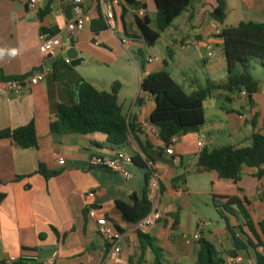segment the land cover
I'll use <instances>...</instances> for the list:
<instances>
[{
  "label": "crops",
  "instance_id": "1",
  "mask_svg": "<svg viewBox=\"0 0 264 264\" xmlns=\"http://www.w3.org/2000/svg\"><path fill=\"white\" fill-rule=\"evenodd\" d=\"M30 1L0 0V78L39 76L37 84L26 81L21 91L10 93L5 91L0 80V131L17 129L34 121L38 137L36 150H24L10 141H0V262L7 257L35 254L39 260L30 264H154L150 250L144 253L139 250L135 224L125 223L116 207L117 202L132 204L133 198H140L146 175H149L152 211L160 212L162 219L146 234L155 239L167 263L196 264L200 246L199 241H192V237L197 233L199 223L205 221H201L191 200L190 212L185 203L184 197L192 193L187 167L193 166L192 173L203 177L199 178L202 186L197 187L195 193L211 200L209 176L194 172L196 155L203 149L211 151L222 146L249 147L253 134L264 135V78L259 79L260 92L251 97L238 92L212 93L208 99H215L209 103L214 118L209 120L204 108V126L198 133L176 138L175 155L168 156L158 130L149 121L155 108L154 100L140 90L144 77L167 71L168 64L165 67V60L159 63L158 59L145 56L144 48L148 47L142 41L132 39L138 34L137 18L132 10L141 9V6L133 7L119 0L115 9L116 33L107 30L95 36L90 23L98 17V11L94 1L86 0V28L71 38V47L82 61L72 68L66 63L67 50L54 57L43 56L38 50L42 28L58 29L65 38L68 20L61 5L68 2L56 0L50 14L40 20L39 13L49 0H35V10L29 8ZM134 1L145 5L148 18L151 9L156 14L154 0ZM226 1L227 11L232 12L237 24L241 21L264 23V0ZM188 10L187 17L182 20L185 25H190L195 18V11ZM208 12L201 0V11L197 13L200 22ZM182 15L168 29L173 27L179 32L177 21ZM217 25L211 20L210 27L216 29ZM175 34L184 49L188 37L181 32ZM195 40L202 45L203 32L196 35ZM218 40L225 63L222 40ZM80 80L107 93L111 92L114 83L121 85L118 102L122 113L139 130L136 138L130 134L125 145L112 148L107 144L106 136L99 133L77 136L50 132L49 124L56 119L58 106L71 105V93ZM183 82L189 86V94L198 87L191 77H184ZM116 151L148 161L147 169L139 168L134 174L130 167L133 177L126 181L118 174L92 167L94 157L112 156ZM60 158L65 160V166L58 165ZM40 164L59 174L43 178L37 173ZM149 167L158 176L156 189L151 188ZM256 172L244 168L238 183L241 197L250 202L249 211L255 223L264 219V205L260 201L264 178H256ZM181 184H185V188ZM91 210L95 211V218L89 216ZM177 212L179 223L174 226L175 219L171 215ZM226 216L231 226H239L236 218ZM101 218H106L108 228L121 237L122 252L117 260L109 258L111 246L96 232V221ZM200 234L201 239L213 244L220 253L233 250L225 224L223 227L217 224L211 230L207 223ZM237 255L242 258L240 264H256L251 249Z\"/></svg>",
  "mask_w": 264,
  "mask_h": 264
},
{
  "label": "trees",
  "instance_id": "2",
  "mask_svg": "<svg viewBox=\"0 0 264 264\" xmlns=\"http://www.w3.org/2000/svg\"><path fill=\"white\" fill-rule=\"evenodd\" d=\"M56 0H49L48 5L39 13L40 20L50 14L51 5ZM68 3L73 0H64ZM95 1V0H92ZM133 7L140 5L134 0H124ZM194 0H154L156 8L157 30L150 27V19L146 16L137 19L138 34L132 39L142 41L148 48L156 45L162 32L192 6ZM203 6L209 9L207 15L218 25H224L227 19L226 0H203ZM90 30L98 36L107 31V27L98 13V17L91 21ZM41 32L57 34L58 29ZM222 40V52L226 64V80L218 83L206 80L204 86H198L190 95L176 83L166 70L152 73L143 78L140 83L142 93L149 94L155 104L149 121L158 130L164 148H168L173 138L191 133H198L205 123L204 102L212 93L220 91L233 93L246 92L248 97L261 90V83L251 72L255 67L264 71V23L241 21L235 27L224 28L216 36ZM172 56V53H168ZM144 59V55H142ZM167 67V63H165ZM31 74L0 78L7 80L25 81ZM55 75L57 73L55 70ZM196 84V82H195ZM121 85L114 83L111 92H101L84 80L77 83L72 91L71 105H59L55 120L49 124L50 132L59 135L87 136L102 134L106 136L107 144L112 148L125 145L130 134L138 133V129L129 122L122 113L118 102ZM77 99V100H76ZM10 141L24 150L38 148V137L34 121L17 129L0 131V141ZM251 146L237 148L222 146L211 151L203 149L196 155L194 172L209 176L210 197L217 215L224 221L226 232L233 242V250L225 254L220 253L210 242L200 239V250L196 264H225L227 257H235L237 253L251 249L255 255L256 264H264V219L255 223L249 211L250 202L241 197L242 190L238 187L243 169L257 170L254 176L264 178V135L259 133L250 137ZM148 161L133 158V165L147 169ZM37 173L45 179L55 177L59 172H51L45 166L39 165ZM149 175H146V185L140 198H133L132 204L117 202L116 207L122 220L127 224H137L152 212L153 204L149 199ZM264 205V185L260 195ZM236 218L240 224L231 226L229 218ZM174 226L179 223V212L172 214ZM139 250L144 253L150 250L154 255V264H166L162 249L156 246L154 238L146 233L138 234ZM225 255V256H224Z\"/></svg>",
  "mask_w": 264,
  "mask_h": 264
},
{
  "label": "rangeland",
  "instance_id": "3",
  "mask_svg": "<svg viewBox=\"0 0 264 264\" xmlns=\"http://www.w3.org/2000/svg\"><path fill=\"white\" fill-rule=\"evenodd\" d=\"M195 11V18L190 25H185L183 19L187 17L188 13H184L182 17L177 21L180 24L179 32H175L174 28L167 29L161 33L160 39L156 45L152 48H144V55L147 57L158 59L162 63L165 60L168 64L167 71L172 74L173 79L181 85L185 93L189 94V86L183 82L184 77H191L197 81V86H204L206 80L214 82H224L226 80V66L222 61L221 46L217 45L218 38L214 35L215 32L221 31L224 28L235 27L237 22L232 12L227 11V19L224 25H217L214 29L211 26V19L205 16L202 26L200 25V19L197 17V13L201 11V0H194L193 5L189 7L188 11ZM150 27L153 30H157L156 14L152 9L149 11ZM193 26V27H192ZM183 33L188 37L186 47L181 49L178 41V35L175 33ZM203 32V44H199L195 40V36ZM123 41V40H122ZM203 49L206 52H203ZM171 52L172 56L168 53ZM208 53L210 56H208ZM255 79L264 78V71L255 67V70L251 72ZM196 89V87H195ZM237 95V94H235ZM215 99H208L204 108L209 120L214 118V111L211 110L209 103ZM241 103V101H240ZM211 132V131H209ZM220 143V142H218ZM192 167H187L189 170V186H192V193L185 196V203L188 205V211H191L190 200L202 218L201 221H205L210 224V229L214 230L219 226L223 227V222L217 215L212 206V201L204 195H197L196 188H201L202 182L199 178H203L199 175L192 173ZM140 169L137 167L132 168L131 171L137 174ZM185 188V184H181ZM180 203V202H179ZM207 205V207H206ZM181 235V232L178 233ZM166 264H170L169 262Z\"/></svg>",
  "mask_w": 264,
  "mask_h": 264
},
{
  "label": "built area",
  "instance_id": "4",
  "mask_svg": "<svg viewBox=\"0 0 264 264\" xmlns=\"http://www.w3.org/2000/svg\"><path fill=\"white\" fill-rule=\"evenodd\" d=\"M86 0H73L72 5V14L73 17L71 20H68L64 31L66 32L65 38L61 37L60 33L50 34L48 32H41L39 36V53L43 56L54 57L58 53L68 50L71 47V38L83 32L86 28V9L84 2ZM95 6L98 13L101 14V17L107 27V30L116 33V19H115V9L119 5V0H95ZM36 1L31 0L29 3V8L35 10ZM132 14L137 19H143L146 17L144 9L132 10ZM124 44L125 41H122ZM149 62H152L151 59H148ZM66 63L69 64V60H66ZM29 81L32 85H35L39 82L38 75H30L29 78L25 81L22 80H7L3 82L4 89L7 93L10 92H19L23 88V84ZM243 96H247L246 92L241 93ZM176 138L171 140V143L166 148L165 152L168 156H174V142ZM59 166H65L66 162L64 159H58L57 161ZM91 165L94 168H103L112 173L120 175L124 180L129 181L132 179V173L130 167L133 166V158L122 151H116L112 156H97L91 160ZM150 176L152 180V189L158 187V176L155 170L149 167ZM89 216L95 218V211L91 210ZM162 219V214L158 211H152L148 216L143 218L137 224H135V231L137 234L139 232L146 233L150 228L154 227ZM97 223V234L107 243L110 244L111 249L109 252V258L112 260H117L122 252L121 247L119 246V241L121 237L115 236L112 231L107 226L106 218H101L96 221ZM207 226L206 222H200L198 225L197 233L192 237V241H199L201 239L200 231ZM39 259L35 254H24L19 258L7 257L0 262V264H30L31 262H37ZM242 258L240 256L227 257L225 264H240ZM52 264V262H47L46 264Z\"/></svg>",
  "mask_w": 264,
  "mask_h": 264
},
{
  "label": "water",
  "instance_id": "5",
  "mask_svg": "<svg viewBox=\"0 0 264 264\" xmlns=\"http://www.w3.org/2000/svg\"><path fill=\"white\" fill-rule=\"evenodd\" d=\"M61 8L64 12L65 18L67 20H71L73 17L71 3L66 4L63 2L61 5ZM66 57L69 60V65L72 68L79 66L82 61L81 59L78 58V52L75 50L74 47H71L66 51ZM74 89H76V86L74 87ZM100 169L104 170L103 168H100Z\"/></svg>",
  "mask_w": 264,
  "mask_h": 264
}]
</instances>
